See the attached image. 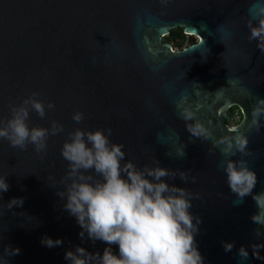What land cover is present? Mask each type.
<instances>
[{"label":"water","instance_id":"obj_1","mask_svg":"<svg viewBox=\"0 0 264 264\" xmlns=\"http://www.w3.org/2000/svg\"><path fill=\"white\" fill-rule=\"evenodd\" d=\"M261 8L264 0H0V127L12 104L37 93L55 107L44 118L30 111L29 126L64 129L41 153L0 138V176L10 185L0 198V254L6 244L21 250L9 264H69L64 254L77 245L103 252L105 243L81 240L57 195L70 182L61 148L77 128H110L124 162L167 168L175 173L169 184L199 194L192 212L202 219L196 241L205 264H264L251 255V246L264 244L262 226L251 220L257 206L228 188L219 143L247 137L249 155L231 158L247 160L258 176L254 192L264 191V117L259 131L251 124L264 99V50L249 25ZM180 27L198 40L175 50L164 39ZM234 106L243 119L231 126L223 113ZM185 108L195 112L193 121L184 120ZM76 112L84 115L79 124ZM196 121L208 139L187 130ZM14 197L24 198L23 207L7 211ZM45 236L63 245L49 249ZM222 242H234L233 249L225 252ZM241 246L247 259L238 255Z\"/></svg>","mask_w":264,"mask_h":264},{"label":"clouds","instance_id":"obj_2","mask_svg":"<svg viewBox=\"0 0 264 264\" xmlns=\"http://www.w3.org/2000/svg\"><path fill=\"white\" fill-rule=\"evenodd\" d=\"M252 21H255L253 24ZM251 38L260 41L258 47L264 50V8L250 19ZM254 25V26H253ZM33 93L19 105L10 106V118L6 126L0 127V138L7 139L13 148L25 149L29 144L37 153L47 149L50 136L64 131L63 126L53 122L51 128L30 127V111L39 117L46 116V110H53L51 102L45 104ZM251 124L259 131L260 119L264 117V99L254 106ZM195 112L185 108L183 118L193 121ZM72 119L79 124L83 113L76 112ZM190 134L197 138L208 139L210 131L199 121L187 125ZM112 130L94 131L77 128L69 134L61 148L62 157L68 162L67 181L63 191L57 195L64 200L63 208L75 218L80 228L81 240L87 235L92 242L105 243L103 252H90L77 245L67 250L64 259L69 264H205V258L199 251L196 236L200 232L202 219L192 212L193 200H199V194H193L186 188L169 184L167 178L174 172L159 165L138 167L131 160L125 161L126 153L122 144L110 140ZM223 172L230 191L241 202L251 196L257 206L252 215L254 224L264 226V191L255 193L258 176L247 160L232 159L249 155L246 151L248 139L245 135L223 138ZM183 156V148L178 150ZM124 162V163H122ZM90 173H94L92 175ZM98 176L101 179H96ZM181 179L187 181L185 173ZM63 182V181H62ZM195 183V177H193ZM7 177L0 176V198L9 190ZM24 198L14 197L6 203V210L23 207ZM41 244L49 249L62 246V239L45 236ZM225 252H230L234 242H222ZM113 245L118 251L113 250ZM251 255L262 259L264 244L254 245ZM19 247L4 245L0 254L9 264L10 258L20 254ZM238 255L242 259L249 256L248 248L241 246Z\"/></svg>","mask_w":264,"mask_h":264},{"label":"trees","instance_id":"obj_3","mask_svg":"<svg viewBox=\"0 0 264 264\" xmlns=\"http://www.w3.org/2000/svg\"><path fill=\"white\" fill-rule=\"evenodd\" d=\"M186 41L189 42V45L195 43L196 38L188 35L185 33V29L183 27L174 29L169 35H167L164 39V42L170 43L173 47H178L180 49L185 47V43ZM235 115H239L240 119H239V123L242 121L243 119V114L242 111L240 110L239 107L234 106L232 108H230L228 111L223 113V116L225 117V119L227 120V122L229 123V125L232 126V119ZM262 231L264 232V226H262Z\"/></svg>","mask_w":264,"mask_h":264},{"label":"rangeland","instance_id":"obj_4","mask_svg":"<svg viewBox=\"0 0 264 264\" xmlns=\"http://www.w3.org/2000/svg\"><path fill=\"white\" fill-rule=\"evenodd\" d=\"M193 37H195L196 38V41L198 40V38L196 37V36H193ZM195 41V42H196ZM189 45V42L188 41H186V43H185V47H187ZM173 49H175V50H177V49H180V48H178V47H173ZM239 119H240V116L239 115H235L234 117H233V119H232V121H233V123H232V125H237L239 122Z\"/></svg>","mask_w":264,"mask_h":264}]
</instances>
